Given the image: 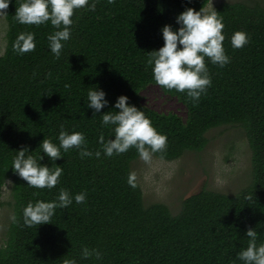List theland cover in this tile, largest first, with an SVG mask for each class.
I'll return each mask as SVG.
<instances>
[{
	"label": "trees",
	"instance_id": "16d2710c",
	"mask_svg": "<svg viewBox=\"0 0 264 264\" xmlns=\"http://www.w3.org/2000/svg\"><path fill=\"white\" fill-rule=\"evenodd\" d=\"M212 0H95L94 11L74 12L71 38L59 58L48 47L50 23L24 25L15 19L20 0H11L6 13L8 45L0 56V211L9 184L11 219L0 244V264H242L236 254L247 247L249 227L264 243V1L224 2L214 10L223 18V46L231 60L220 68L206 61L212 84L196 103L152 80L148 53L163 46L161 29H176L177 15L186 7L207 10ZM92 2V0H90ZM1 27V26H0ZM248 33L249 42L233 49L235 31ZM21 32L36 34L35 50L18 54L13 49ZM98 85L106 93L107 107L93 116L87 92ZM150 85L177 98L186 118L159 113L142 103ZM125 95L142 109L167 147L155 157L173 162L189 152L201 153L207 134L224 126L244 128L253 152L251 183L234 194L203 189L181 202L175 213L164 203L146 204L139 182H128L132 165L140 157L135 148L119 156L81 159L75 149L55 161L62 166L60 183L53 189L27 187L11 168L21 146L42 155L41 141L58 143L60 126L85 134L93 152L101 132L100 116ZM52 167L47 157L41 161ZM60 188L86 192V201L57 208L50 224L27 227L22 210L29 201L52 200ZM97 248L101 259L80 258L81 246Z\"/></svg>",
	"mask_w": 264,
	"mask_h": 264
},
{
	"label": "clouds",
	"instance_id": "9594fccd",
	"mask_svg": "<svg viewBox=\"0 0 264 264\" xmlns=\"http://www.w3.org/2000/svg\"><path fill=\"white\" fill-rule=\"evenodd\" d=\"M11 0H0V14L5 11ZM95 0H20L16 7L15 19L24 25H43L50 23L54 31L48 35V47L56 58H59L64 42L71 38L74 12L87 8L94 11ZM173 29L171 25L162 27L163 46L148 53V65L151 67L152 80L166 91L174 90L184 94L191 102L196 103L211 87L212 80L206 61L220 68L230 63V56L223 46L225 35L222 16L213 10L201 8L195 10L186 7L177 15ZM36 34L21 32L14 42L13 49L18 54L35 50ZM233 49L244 47L249 42L248 33L239 30L231 36ZM109 101L106 93L98 85L89 87L87 92V107L93 109V116L107 107ZM101 127L110 128L111 135L105 138L100 133L97 143L100 148L92 151L88 148L85 134L80 131L69 132L60 126L58 143L53 138L41 141L39 148L42 155H33L27 146L15 152L12 157L13 172L27 183V187L36 189H53L60 183L63 174L62 166L55 161L62 159L65 153L75 149L81 159L95 156L100 158L119 156L130 148H135L139 157L150 161L154 154H162L167 147V136L153 126L152 121L142 109L129 103V98L120 95L116 98L112 110L100 116ZM47 157L52 167L42 164ZM136 173L129 172L127 182L136 187ZM82 204L86 201V192L71 193L66 188H60L58 195L52 200L29 201L22 210L23 223L27 227L50 224L57 208H67L73 203ZM15 223V215L11 217ZM248 237L247 247L242 248L236 259L242 264H264V243L257 244L258 233L249 227L245 233ZM102 253L97 248L81 246L80 258L87 260L101 259ZM62 264H78L76 258H65Z\"/></svg>",
	"mask_w": 264,
	"mask_h": 264
},
{
	"label": "rangeland",
	"instance_id": "374dc122",
	"mask_svg": "<svg viewBox=\"0 0 264 264\" xmlns=\"http://www.w3.org/2000/svg\"><path fill=\"white\" fill-rule=\"evenodd\" d=\"M236 1L241 0H212L207 10H213L224 2ZM0 26L2 56L8 45L9 24L6 13L0 14ZM141 97L143 105L152 110L165 114L175 113L186 118L185 106L156 85L148 86ZM207 137L209 144L201 153L189 152L173 162L161 160L153 155L150 161L139 158L133 163L132 169L142 187L146 204L164 203L177 213L182 200L198 194L203 189L234 194L252 182L253 152L244 128L224 126L210 131ZM2 201L0 244L6 239L13 214L9 184L4 188Z\"/></svg>",
	"mask_w": 264,
	"mask_h": 264
}]
</instances>
